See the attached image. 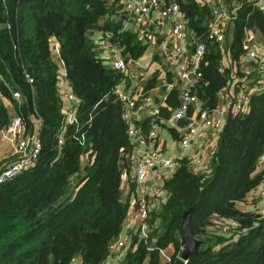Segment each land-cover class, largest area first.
<instances>
[{
	"label": "trees",
	"instance_id": "obj_1",
	"mask_svg": "<svg viewBox=\"0 0 264 264\" xmlns=\"http://www.w3.org/2000/svg\"><path fill=\"white\" fill-rule=\"evenodd\" d=\"M173 1L188 19L191 38L205 40L209 8L197 0ZM225 1L238 4L227 25L231 40L206 42L203 77L193 88L207 109L242 76L245 32L264 41V10L253 0ZM108 3L0 0V131L12 115L30 128L39 121L41 142L35 164L0 184V264H74L77 259L104 264L109 244L120 235L128 212L121 199L122 174L130 168L134 144L114 93L123 74L98 57L91 34L101 30L132 62L148 46L135 33L118 31L122 19L109 17ZM151 59L159 60L154 54ZM59 63L78 100L71 124L63 113ZM158 73H152L145 89L156 86ZM174 91L167 100L173 109L179 104ZM171 112L161 107L157 118L167 120ZM214 142L204 168L189 156L176 159L164 179L167 199L150 218L154 248L148 250L134 235L120 264H164L159 249L169 247L166 264H264V215L244 208L264 179V90L250 97L246 112L226 114ZM191 207L190 230L202 244L183 263L178 234L182 214ZM221 219L234 220L237 229L217 233Z\"/></svg>",
	"mask_w": 264,
	"mask_h": 264
},
{
	"label": "built area",
	"instance_id": "obj_2",
	"mask_svg": "<svg viewBox=\"0 0 264 264\" xmlns=\"http://www.w3.org/2000/svg\"><path fill=\"white\" fill-rule=\"evenodd\" d=\"M198 3L209 8L210 19L205 33V40H193L188 19L183 15L180 5L173 0H109L107 8L109 17L121 20L127 27H132L136 37L145 45H152L151 55H156L163 66L175 72V80L163 82L162 101H165L170 92L179 85L180 102L171 112L169 120L176 123L184 120L181 127V135L178 146L186 150L195 141L200 143L199 152L192 158L195 166H205L208 151L212 147L213 139L217 138L220 131L221 117L230 111L246 112L249 108L250 97L264 90V49L257 43V34L246 31L242 41V50L245 60L242 61L240 79L225 86L218 95V103L214 108L203 107L193 88L202 80L201 63L207 52L209 43H223L227 38V25L235 19L238 4H228L225 0H197ZM253 4L264 10V0H253ZM112 16V17H111ZM190 37V39H189ZM94 49L104 63L117 73L127 70L129 60L123 54L120 46L108 36L101 38L94 44ZM138 65V61L134 62ZM122 104V119L126 126L127 135L131 138L134 147L142 145L147 147L140 156L132 157L129 168V181L140 191L134 209V233L139 241H142L147 249L154 248L149 243L152 230L150 218L152 205L149 195L160 193L156 183H148L147 174L150 169L173 170L177 161L173 157L166 156L163 150L156 146L158 130L151 128L147 132L134 124L133 110L137 105L139 95H128L119 86L114 89ZM20 94L15 92L14 97L19 99ZM64 101L70 106L63 108L66 115V123L75 122V110L78 102L75 95L69 90L61 92ZM143 104L147 107L151 104L150 96H141ZM159 108L149 107L148 115L156 117ZM4 139L11 143L9 152L0 161V184L12 179L27 168L33 166L38 158L41 142L37 124L32 128L20 116H13L8 125L0 131ZM153 146V148H148ZM264 159V149L263 156ZM255 204L257 212L264 214V179L258 185L255 192L247 198V203ZM237 229V223L231 219H221L215 225L217 233L233 232ZM127 243L116 240L109 244L108 256L104 264H117L114 252L119 248L123 251ZM124 253L118 258L122 261ZM162 263L171 261L170 254L164 249H159ZM181 259V258H180ZM182 260V259H181ZM185 263L187 260H182Z\"/></svg>",
	"mask_w": 264,
	"mask_h": 264
},
{
	"label": "crops",
	"instance_id": "obj_3",
	"mask_svg": "<svg viewBox=\"0 0 264 264\" xmlns=\"http://www.w3.org/2000/svg\"><path fill=\"white\" fill-rule=\"evenodd\" d=\"M112 17V16H111ZM115 22H120L116 18L112 17ZM232 24V23H231ZM227 32V43L231 40V30L228 29ZM119 32H131L134 34L133 29L130 26L127 27V24L122 26ZM105 37L103 32L99 29H95L93 33L91 34V39L93 40V43H97L101 38ZM190 39V37H189ZM115 41V40H114ZM118 44L117 42H115ZM226 43V44H227ZM257 43L261 45L264 49V41H262L261 38H257ZM119 45V44H118ZM149 46V45H148ZM57 45H55V48ZM146 54H144L139 60L138 65H136L134 62L130 61L128 68L125 72H123V77L120 78V81L118 82L117 86H119L126 94L129 96L131 95H139V98H137V105L136 108L133 110L134 115V124L141 127L145 132H147L151 128H156L158 130V140L156 142V146L161 148L166 156L173 157L174 159L183 157V156H189L191 161L192 158L196 153L199 152L200 143L198 141H195V143L188 149L183 150L178 146L179 138L181 135V127L184 124V120H179L176 123L171 122L169 118L167 120H159V118L151 117L148 115V108L149 107H155V108H161L166 106L167 109L171 112L174 110L171 108V106L168 105L167 100L162 101V93H163V82L166 80H175V72L171 69H167L166 66L159 63L157 60L152 61L150 56V59L145 65H140L139 61L145 57ZM55 58L57 60V55L55 53ZM245 60V57H242V61ZM106 66H110L109 63H105ZM159 71L158 73V80L155 87H152L150 89H145L147 86L148 81L150 80L152 73L154 71ZM59 86L60 91L63 93L67 90H69L68 82L65 78V71L64 66L59 63ZM169 75V77H168ZM176 90V91H174ZM176 93V97L178 100V103L180 102V93H179V85H177V88L173 89ZM171 91V92H172ZM170 92V93H171ZM174 93V94H175ZM141 96H150L151 97V104L147 107L143 104ZM65 108L70 106V103L67 101H64ZM171 114V113H170ZM14 116V115H12ZM153 118V120L150 119ZM39 121H35L37 123ZM216 139L214 138L212 143L214 145V141ZM212 145V146H213ZM11 147V143L4 139L3 136L0 134V161L4 159L6 154L9 152ZM148 148H153V146H150ZM147 149V147L142 145H135L134 151L132 154V157L140 156L144 153V151ZM197 168H204L203 166H198ZM167 170V169H166ZM174 170V169H173ZM172 170V172H173ZM172 172L168 175L170 176ZM168 176H164L162 174H159V169H150L147 174V181L148 183H156L159 187L160 193L157 195H149V201L152 205V212L154 210H157L167 199L168 192L164 188V179ZM121 199L123 202L127 203L128 205V212L127 216L125 218L123 227L121 229L120 235L116 240H122L127 243L126 248L123 251H119V248L114 252V257L116 259V263L120 264V259L118 256L122 255L124 251L128 249L130 242L132 240V237L135 235L134 233V209L136 207L137 199L140 196V191L129 181V170L123 172L122 174V183H121ZM260 206H264V202L259 203ZM244 208L246 210L250 211H257L256 206L254 203L249 202L244 204ZM264 215V214H262ZM225 234V233H224ZM115 240V241H116ZM172 248L169 247L167 249V253L171 254ZM74 264H80V260L77 259Z\"/></svg>",
	"mask_w": 264,
	"mask_h": 264
},
{
	"label": "water",
	"instance_id": "obj_4",
	"mask_svg": "<svg viewBox=\"0 0 264 264\" xmlns=\"http://www.w3.org/2000/svg\"><path fill=\"white\" fill-rule=\"evenodd\" d=\"M52 40L55 41V38L52 37ZM151 50H152V45H149L145 51V54H146L145 57L139 61L140 65L143 66L145 65V63L149 61ZM150 120H153V118ZM193 212H194V208L191 207L185 210L181 217L178 238L180 240L181 247H182L181 254H180V258L182 260H188L189 257L197 249H199L202 244L200 240L196 239L192 235L191 230H190V220H191Z\"/></svg>",
	"mask_w": 264,
	"mask_h": 264
},
{
	"label": "rangeland",
	"instance_id": "obj_5",
	"mask_svg": "<svg viewBox=\"0 0 264 264\" xmlns=\"http://www.w3.org/2000/svg\"><path fill=\"white\" fill-rule=\"evenodd\" d=\"M59 88H60V86H59ZM225 117H226V114H223L222 117H221V125H220V129H222L223 126H224ZM131 159H132V158H131ZM130 163H131V160H130ZM171 172H172V170L159 169V174H162V175H164V176H168Z\"/></svg>",
	"mask_w": 264,
	"mask_h": 264
}]
</instances>
